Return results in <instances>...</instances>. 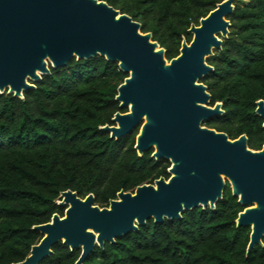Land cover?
Segmentation results:
<instances>
[{
    "label": "trees",
    "instance_id": "trees-1",
    "mask_svg": "<svg viewBox=\"0 0 264 264\" xmlns=\"http://www.w3.org/2000/svg\"><path fill=\"white\" fill-rule=\"evenodd\" d=\"M140 23L143 33L164 49L167 60L179 53L181 41L222 0H101ZM228 36L206 58L212 67L200 81L209 104L221 102L222 114L203 125L229 139L244 134L247 146L264 143L263 120L255 110L264 101V0H235L227 16ZM127 75L116 62L99 55L71 59L51 68L34 88L14 97L0 94V264L24 260L41 234L34 225L63 216L56 204L61 192L107 207L116 193L167 179L169 162L155 160L152 150L134 149L138 128L114 139L100 129L111 125L115 112H126L114 100ZM243 207L229 184L214 208H192L180 219L146 221L114 243L95 246L83 264H264V237L247 254L250 229L236 227ZM80 249L62 243L39 264H73Z\"/></svg>",
    "mask_w": 264,
    "mask_h": 264
},
{
    "label": "water",
    "instance_id": "water-1",
    "mask_svg": "<svg viewBox=\"0 0 264 264\" xmlns=\"http://www.w3.org/2000/svg\"><path fill=\"white\" fill-rule=\"evenodd\" d=\"M235 0H222L191 24L189 42L181 41L177 56L167 60L164 49L140 30V23L101 0H0V94L23 97L51 68L71 59L104 57L127 76L114 100L126 112H115L101 130L119 139L138 127L134 149L152 150L155 160L170 163L169 177L118 191L107 207L93 204V195L60 193L56 204L63 216L34 225L41 234L24 260L39 264L57 243L80 249L73 264H83L95 246L114 243L146 221L180 219L192 208L213 209L226 182L243 210L236 227L250 229L246 254L264 237V143L247 146L244 134L229 139L202 123L222 114L221 102L209 105L210 94L200 81L212 67L206 58L219 49L229 32L227 16ZM254 112L263 120L264 101Z\"/></svg>",
    "mask_w": 264,
    "mask_h": 264
},
{
    "label": "flooded vegetation",
    "instance_id": "flooded-vegetation-1",
    "mask_svg": "<svg viewBox=\"0 0 264 264\" xmlns=\"http://www.w3.org/2000/svg\"><path fill=\"white\" fill-rule=\"evenodd\" d=\"M210 105V104H209ZM214 105V104H213ZM213 105H210V106H213ZM222 105V104H221ZM222 108V107H221ZM223 111V110H222ZM212 118V117H211ZM209 120V119H208ZM207 121V120H205ZM203 124V123H202ZM205 126V125H204ZM209 128V127H208ZM213 129V128H212ZM215 130V129H214ZM169 166H170V163H169ZM168 169V168H167ZM227 183V182H226ZM226 186V185H225Z\"/></svg>",
    "mask_w": 264,
    "mask_h": 264
},
{
    "label": "rangeland",
    "instance_id": "rangeland-1",
    "mask_svg": "<svg viewBox=\"0 0 264 264\" xmlns=\"http://www.w3.org/2000/svg\"><path fill=\"white\" fill-rule=\"evenodd\" d=\"M242 1H244V2H246L247 0H242ZM128 109L126 108V111H127ZM138 128V127H137Z\"/></svg>",
    "mask_w": 264,
    "mask_h": 264
}]
</instances>
